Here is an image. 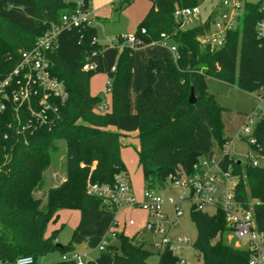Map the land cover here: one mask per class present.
<instances>
[{
    "label": "trees",
    "instance_id": "trees-1",
    "mask_svg": "<svg viewBox=\"0 0 264 264\" xmlns=\"http://www.w3.org/2000/svg\"><path fill=\"white\" fill-rule=\"evenodd\" d=\"M78 1H83L85 8L91 3V0H0V81L17 65L22 51L30 50L39 37L59 24L63 15L77 10ZM116 1L121 10L135 0ZM148 1L151 8L134 34L143 42L140 46L127 44L123 37H118L113 46L101 45L93 25L61 32L59 48L49 55L50 73L63 83L68 99L54 125L17 136L12 111L0 114V264H16L23 257H32L36 264L39 257L56 250L63 255L73 252V243L57 246V231L47 236L48 226L58 220L61 210L80 212L74 235L105 215L115 213L110 203L89 195L87 185L89 182L112 186L117 174H127L121 158L122 136L138 134L137 155L145 189L162 188L182 174L195 175V167L204 157L188 146L197 134L212 139L220 154L228 145L222 123L225 109L208 91V79L248 93L264 88V40L258 39L255 32L260 16H247L241 27L228 33L223 48L210 52L197 42L209 28V21L181 30L174 18L176 7H196L198 0ZM165 40L176 45V58L147 61L145 87L137 97L136 113L131 114L128 86L136 48ZM87 63L95 64V71L83 72ZM95 74L107 75L109 79L111 111L103 115L94 112L100 99L89 93V79ZM161 76L177 91L175 98L155 95L154 86ZM192 91L193 104L189 102ZM197 109L205 112L206 122L199 118ZM252 136L257 143L250 144L251 148L256 151L259 146V154L264 157V116L255 124ZM60 141L66 144V177L60 185L48 189L43 201L35 194L43 188L44 173L52 165ZM223 157L224 170L239 177L235 188L237 201L249 209L251 199L256 200L255 220L264 234V169L238 164L228 153ZM190 212L197 230L193 247L201 264H248L247 250H237L221 240L223 233H229L222 211L209 215L192 206ZM113 227L107 238L114 234L120 243L118 247H106L112 264H149L154 255L157 264H179V256L168 249L154 254L144 242L116 233ZM54 264L75 263L61 260Z\"/></svg>",
    "mask_w": 264,
    "mask_h": 264
},
{
    "label": "built area",
    "instance_id": "built-area-1",
    "mask_svg": "<svg viewBox=\"0 0 264 264\" xmlns=\"http://www.w3.org/2000/svg\"><path fill=\"white\" fill-rule=\"evenodd\" d=\"M83 1H78V8L74 13L62 16L59 24L53 25L44 35L39 37L34 46L27 51L21 52V57L14 69L0 81V114L11 110L17 123L15 134L17 136L33 133L35 129L44 125H54L60 118V108L67 99L68 93L62 82L50 73L49 55L59 48V37L62 31H71L84 25L92 26L95 23V15L91 11V3L88 8L84 7ZM258 15L255 32L258 39L264 40V0H216L212 12L209 15V28L197 38L202 49L214 52L223 48L227 41L228 33L242 26L247 16ZM200 16L199 7H176L174 18L179 23L181 30H187L196 25ZM145 34V31L142 30ZM166 38L164 34L161 35ZM131 46L143 44L135 35L125 38ZM111 43L113 46L117 44ZM171 51L177 53V47H171ZM176 58V56L174 57ZM95 64H85L82 71L85 73L95 71ZM107 91H109L107 89ZM264 91V88H263ZM264 100V93L261 95ZM101 111V107H99ZM264 116L256 114L249 123L255 124ZM255 118V117H254ZM245 134L250 139V144L256 145V139L252 136L253 131L247 126ZM24 143L27 140L24 137ZM257 146L256 151L260 153ZM213 155L203 158L196 173L191 177H184L174 182L180 184L181 195L177 201L173 198L167 200L156 197L153 190L145 189L142 201H138L132 194L131 182L126 173H119L114 178V184L98 185L88 183L87 193L93 197L101 198L110 203L115 212L127 208H141L146 211L151 220L146 223L145 230L160 240L154 245L158 251L168 249L179 256L184 250L194 249L188 237L168 238V220L161 214V207L169 204L175 207L176 217L183 215L179 205L189 202L196 210L206 212L213 209L225 215L226 225L232 239L244 246L249 252L248 264H264V234L257 228L253 208H244L236 199L235 188L239 183V177L231 174L230 170H224V154ZM260 149V148H259ZM249 159L251 157L249 156ZM254 167L259 164L254 160ZM207 213V212H206ZM134 225V221L129 222ZM112 237H115L112 234ZM108 245L103 242L99 249L106 251ZM63 261H71L75 264H85L84 256L78 253H70L62 257ZM16 264H35L32 257H23ZM179 264H190L179 256Z\"/></svg>",
    "mask_w": 264,
    "mask_h": 264
},
{
    "label": "rangeland",
    "instance_id": "rangeland-1",
    "mask_svg": "<svg viewBox=\"0 0 264 264\" xmlns=\"http://www.w3.org/2000/svg\"><path fill=\"white\" fill-rule=\"evenodd\" d=\"M112 3L113 7H116V9L112 10L111 15L105 18V20H103L104 22L95 25L97 39L101 45H110L111 43L114 44L118 37L128 38L134 35L130 33L131 31L128 28L130 20L123 14L128 7H130L128 13L134 16L135 14L144 10L147 5L149 8L150 5H152L148 0H135L129 4L127 8L120 10V4L118 1L112 0ZM215 3L216 0H198L200 16L198 21H193V25L207 20ZM165 43V46L162 45L163 43H157L156 47L142 46L136 48L133 76L128 86V98L129 88L133 77L142 72V62L145 58H147V56H163L166 52L169 53L172 58L177 55L175 52H170V47L174 43L171 41ZM156 49H160L161 52L159 53ZM150 50H152V53H149ZM93 77L96 78L92 80ZM93 77L90 80L89 93L91 96L98 94L100 92L98 90H101V74H95ZM161 82L164 84L161 85ZM161 82L157 85L158 94L166 96L175 93L174 88L169 86L165 80H161ZM207 89L210 93L215 95L218 104L225 109L222 115V123L224 127V135L229 139L228 152H226L230 155V158L235 161L242 162L243 166L248 164L252 165V162L255 160L259 164V167L264 169V157L251 148L250 139L246 138L248 136L244 132L246 124L251 129V131L254 130L255 121L257 119L256 114H264V100L261 98V95L264 93L263 89H260L254 93H248L240 88L229 86L226 83L213 79L207 80ZM252 118L255 121L249 123ZM129 137L123 139L125 140L124 144H126L123 146V150L127 151L125 153L124 161L135 197L137 200L141 201L145 191L143 171L139 165V162L137 161L135 149L137 147V143L132 137ZM58 147L59 151L55 155L52 165L44 173L45 182L43 184V188L40 192L35 194V197L41 198L43 201L46 199L48 189L60 185L62 182H64L66 177L65 142H58ZM189 147L192 151L201 152L205 158H209L213 155L220 156L215 142L201 134L196 135V138L190 142ZM249 156L251 159H249ZM184 177L186 176L182 174L177 180L184 179ZM246 179V177L243 178L244 181H246ZM153 194L154 196L161 197L165 200L173 198L175 201H177L181 195L180 184L167 181L164 187L153 190ZM254 203H256V200L251 199L250 208H253ZM191 207L192 205L189 202H182L179 205V208L181 211H183V215L179 218L176 217L174 206L165 204L161 207V214L169 222V225L167 226L169 239L188 237L192 244L196 241L197 230L191 219ZM62 211L64 210L60 211V217L58 220L56 222H52L48 226L47 236H51L53 232L57 231L56 243L58 245L66 247L70 243H73V246L82 253L86 250L89 254V260L86 262L98 261L106 257H111V255L108 254V251L101 252L99 250V246L103 244V242H106L108 246H119V240L115 237H112V235H109V237L106 239V233L108 230V227L106 229V226L110 220H115L117 222L116 233H123L129 238H136L141 235L143 238H145L144 243L146 249L154 254L158 252L154 242L156 243L160 240V238L159 236L156 237L144 229L149 219L151 220V217L141 208H127L119 211L118 215H105L97 224L98 226H95L94 229L92 228V230H89L86 233H84V231L87 229H84L79 231L76 235H74V232L78 224L75 226L73 225L74 221L72 217L65 219ZM206 212L209 215L214 214L213 209H209ZM130 221H134L135 226L130 225ZM220 237L224 244L229 245L237 250H244V246L236 243L228 232L223 233ZM63 256L64 255L60 251L56 250L48 253L45 256L39 257L36 261V264H54L58 261H61ZM179 256L182 259L187 260L190 264H201L195 249H186L180 253ZM157 260V256L154 255L149 259V264H157Z\"/></svg>",
    "mask_w": 264,
    "mask_h": 264
},
{
    "label": "crops",
    "instance_id": "crops-1",
    "mask_svg": "<svg viewBox=\"0 0 264 264\" xmlns=\"http://www.w3.org/2000/svg\"><path fill=\"white\" fill-rule=\"evenodd\" d=\"M112 4H113L112 3V0H91V11L95 15V23L93 24L94 27H95L96 24H100V23L104 22L103 20H105V18H107V17H109L111 15L112 10L113 9H116V7H113ZM129 8L130 7H128L124 11L123 14L130 20L129 21V26H128L129 30L131 31L130 33L135 34V32L137 30V27L139 26V24L142 22V20L144 19V17L146 16V14L148 13V11L150 10L151 5H150V8L147 5V7L144 10H142L141 12L135 14L134 16H132V14L128 13L129 12L128 11ZM169 41H171L173 43L172 40H165V41H163L161 43H163L162 45L165 46L166 45L165 42H169ZM97 42L100 43L98 41V39H97ZM105 45H109V44H105ZM156 45H157V43H154V44L147 45L145 47H156ZM173 46H176V45L173 44L171 47H173ZM171 47H170V52H172L171 51ZM152 50H150L149 53H152ZM156 50L159 53L161 52L160 49H156ZM159 58L160 59H164V58L173 59L172 56H170V54L167 53V52L164 53L163 56H159V55L158 56H154V55L153 56H147V58H145L144 61L142 62V72L141 73H138V75H135L133 77V80H132L131 85H130V88H129L130 113L131 114H135L136 113V111H137V97L140 94V92L143 90V88L145 87V66H146L147 61L149 59H159ZM92 77H93V75L89 79V91H90V80H91ZM94 78H96V77H93L92 80ZM108 80L109 79H108V76L107 75L101 74V90L100 89L98 90L100 92L99 93L97 92L98 94H95L93 96L90 95L92 98H95V99L98 98V99H100V103L94 109V112L96 114L103 115V114L111 111L112 95H111V93L109 91H107V83H108ZM161 80H165V82H167L166 79L164 77H162V76L157 79L156 84L154 86L155 95L157 97H160V98H175L177 96V91L175 90V88H174L175 93H172L170 95H166L165 96V95L158 94V92H157V85L161 82ZM163 84L164 83L161 82V85H163ZM99 107H101V111H99ZM196 113H197V115L199 116V118L203 122H206V114H205V112H203L200 109H197L196 110ZM110 130H114V129L111 128ZM129 136L132 137L135 140V142L137 143L136 144L137 147L135 149H136V156H137V161H138L137 150L139 148V139H138V134L134 132V133L126 134V135L122 136L121 139H120V142L122 144V148H121V158H122L124 164H125V161H124L125 160V153L127 151L126 150H123V146L126 145V144H124L125 143V140H123V139L126 138V137H129ZM228 145H227V152H228ZM188 149L191 150L189 146H188ZM125 167H126V165H125ZM126 171H127V169H126ZM127 175H128V173H127ZM128 177H129V175H128ZM129 179H130V177H129ZM130 182H131V180H130ZM131 187H132V185H131ZM132 194L135 197V194L133 192V188H132ZM135 199L137 200L136 197H135ZM141 201H142V198H141ZM62 212H63L62 214H64L65 219H67L68 217H70V218L72 217L73 218V221H74L73 222L74 223L73 225L74 226L77 225V224H79V221H80V212L79 211H77V210H67V211L64 210ZM118 214H119V212H115L112 215H118ZM59 217H60V212H59ZM99 222H97V223L93 224L92 226L88 227L89 229L86 228L87 230H85L84 233L88 232L89 230H92V228L94 229L95 226H98L97 224ZM111 226H114L112 229H113L114 232H116L117 222L115 220H110V222L106 226V229L108 227V230H107V233H106L107 235L109 233V229H110ZM107 235H106V239H107ZM136 239L139 240V241L145 242V238H143L141 235L138 236V237H136ZM101 252H103V251H101ZM71 253H78L80 255H83L84 256L85 263H87L86 261L89 260V254L87 253L86 250L83 251V253H82L80 250H78L77 248L74 247V250ZM94 262L96 264H112L113 263V259L111 257H106V258H103L102 260H98V261H94Z\"/></svg>",
    "mask_w": 264,
    "mask_h": 264
},
{
    "label": "water",
    "instance_id": "water-1",
    "mask_svg": "<svg viewBox=\"0 0 264 264\" xmlns=\"http://www.w3.org/2000/svg\"><path fill=\"white\" fill-rule=\"evenodd\" d=\"M189 102H190L191 104H193V103L195 102V97H194V93H193V91L191 92ZM240 163H241V162L238 161V164H240ZM57 246L60 247V248L62 247L61 245H58V244H57Z\"/></svg>",
    "mask_w": 264,
    "mask_h": 264
}]
</instances>
